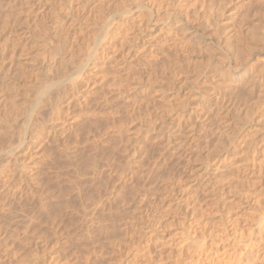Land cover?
<instances>
[{
  "label": "rangeland",
  "instance_id": "rangeland-1",
  "mask_svg": "<svg viewBox=\"0 0 264 264\" xmlns=\"http://www.w3.org/2000/svg\"><path fill=\"white\" fill-rule=\"evenodd\" d=\"M263 14L264 0H0V264H264ZM103 20L120 24L109 54ZM21 129L37 141L20 148Z\"/></svg>",
  "mask_w": 264,
  "mask_h": 264
},
{
  "label": "bare ground",
  "instance_id": "bare-ground-1",
  "mask_svg": "<svg viewBox=\"0 0 264 264\" xmlns=\"http://www.w3.org/2000/svg\"><path fill=\"white\" fill-rule=\"evenodd\" d=\"M176 2H177V1H176ZM100 4H101V3H100ZM102 4H103V3H102ZM113 4H114V3H113ZM144 4H145V3H144ZM145 5H146V4H145ZM85 6H86V5H85ZM85 6H84V7H85ZM102 6H103V5H102ZM135 7H136V6H135ZM153 7H154V6H152V5L150 6L151 10H153ZM168 7H169V5H168ZM86 8H87V7H86ZM112 8H113V7H112ZM139 8H140V7H139ZM154 8H155V7H154ZM146 9H147V7H146ZM155 9H156V8H155ZM97 10H98V9H97ZM99 10H100V9H99ZM106 10H107V9H106ZM132 10H133V9H132ZM156 10H157V9H156ZM101 11H102V10H101ZM103 11H104V10H103ZM120 11H121V10H120ZM123 11H124V10H123ZM141 11H142V10H141ZM149 11H150V10H149ZM153 11H154V10H153ZM105 12H106V11H105ZM259 12H260V11H259ZM112 13H113V12H112ZM148 13H149V12H148ZM148 13H147V14H148ZM107 14H109V13H107ZM143 14H144V13H143ZM170 14H171V13H170ZM104 15H106V14H104ZM104 15H103V16H104ZM112 15H114V14H112ZM116 15H118V13H116ZM120 15H121V16H122V15H125V16H126L127 14H120ZM120 15H119V16H120ZM259 15H260V14H259ZM263 15H264V14H263ZM108 16H109V15H108ZM121 16H120V18L122 19L123 16H122V17H121ZM105 17H106V16H104V18H105ZM115 17H116V16H115ZM115 17H114V18H115ZM107 18H108V17H107ZM107 18H106V19H107ZM117 18H119V17L117 16L116 19H117ZM102 19H103V18H102ZM260 19H262V18L260 17ZM109 20H111V18H110ZM117 20H118V19H117ZM126 20H127V19H126ZM126 20H125V21H126ZM99 21H100V20H99ZM112 21H113V20H112ZM118 21H119V20H118ZM102 22H104V23H102ZM102 22H99V24L101 23V25H97L98 28H99V26H101V27L103 26L102 28L104 29L106 26H107V27L110 26L109 28L111 29V27L113 26V25L111 26V24L108 25L110 22H105L104 20H103ZM175 22H177V21H175ZM97 23H98V22H97ZM112 23H114V22H112ZM177 23H179V22H177ZM102 24H103V25H102ZM114 24H115V23H114ZM118 24H119V22H118ZM118 24H116V26H114L112 32L114 31L115 27H119ZM119 25H120V24H119ZM259 25H260V24H259ZM104 26H105V27H104ZM107 27H106V30H107V31H105V32H106V35H105V34H102V35H104L105 37H104V36H100V37H104V38H105V39L102 41L103 43H102V42L100 43V46H101L100 48L103 49L102 51H105L106 53L109 54L110 52H108V51H111L112 49H114V50L116 49V44L114 45V44L112 43V39H110V37H111V35H112L113 33L111 32V30H110L109 28L107 29ZM100 29H101V28H99V30H100ZM96 30H97V29H96ZM92 35H93V34H92ZM95 35H96V34H95ZM113 35H114V34H113ZM113 35H112V36H113ZM94 37H95V36H94ZM94 37H93V38H94ZM101 39H102V38H101ZM94 40H95V38H94ZM99 42H100V40H99ZM99 42H98V43H99ZM92 44H93V43H92ZM93 45H94V44H93ZM93 45H92V46H93ZM58 48H59V47H58ZM63 49H64V48H63ZM130 49H131V48H130ZM61 50H62V49H61ZM94 51H95V50H94ZM57 52H58V51H57ZM59 52H60V51H59ZM113 52H114V51H113ZM93 53H94V52H93ZM95 53H96V52H95ZM95 53H94V54H95ZM102 53H103V52H102ZM126 53H127V52H126ZM128 53H129V52H128ZM128 53H127V54H128ZM59 54H60V53H59ZM111 54H112V52H111ZM112 55H114V54H112ZM249 55H250V54H249ZM258 55H259V54H258ZM260 55H261V56H259L260 58L255 57L256 59H254L255 61H254V63H252V65L255 66L256 69H257L258 66H259V65H257L258 63H260V66H262L261 68L264 67V53H261V52H260ZM242 56H243V55H242ZM251 56H252V55H251ZM250 58H251V57H250ZM107 59H109V58H107ZM107 59H106V60H107ZM245 59H246V58H245ZM90 60H92V59H90ZM90 60L87 61V62L89 63ZM243 60H244V59H243ZM246 60H247V59H246ZM51 61H52V60H51ZM51 61H48V60H47V61L44 63L45 66H44L43 68L45 69V67H46V70H50V71H52V69H53L54 66H55V64H54L55 62L53 63V62H51ZM53 61H54V60H53ZM91 62H92V61H91ZM113 62H114V61H113ZM102 63H103V62H102ZM105 63H106V62H105ZM114 63H115V62H114ZM81 64H83V63H81ZM115 64H117V63H115ZM42 65H43V64H42ZM247 65H248V64H247ZM40 66H41V65H40ZM77 66L79 67V65H77ZM81 66H83V65H81ZM84 66H85V65H84ZM84 66H83V67H84ZM86 66H87V64H86ZM250 66H251V65H250ZM55 67H56V66H55ZM66 67H67V65H66ZM106 67H107V66H106ZM75 68H76V67H75ZM80 68H81V67H80ZM85 68H86V67H85ZM255 68H254V69H255ZM261 68H260V69H261ZM64 69H65V68H64ZM64 69H63V70H64ZM76 69H77V68H76ZM78 69H79V68H78ZM82 69H83V68H82ZM234 69H236V68H234ZM247 69H249V68H247ZM63 70H62V71H63ZM91 70H92V69H91ZM94 70H95V69H94ZM232 70H233V69H232ZM50 71H48V72H50ZM53 71H54V70H53ZM62 71L60 70L61 73H62ZM64 71H65V70H64ZM73 71H74V70H73ZM220 71H221V70H220ZM258 71H259V70H258ZM85 72H86V71H85ZM242 72H243V71H242ZM64 73H65V72H64ZM64 73H63V74H64ZM72 73H73V72H72ZM86 73H87V72H86ZM220 73H221V72H220ZM255 73H256V71H255L253 74H255ZM257 73H258V72H257ZM257 73H256V74H257ZM260 73H261V72H260ZM67 74H70V73H67ZM89 74H92V73L89 72ZM206 74H207V73H206ZM209 74H210V73H209ZM70 75H71V74H70ZM77 75L79 76V72H78ZM81 75H83V74H81ZM211 75H212V74H211ZM233 75H234V74H233ZM257 75H258V74H257ZM58 76H59V75H58ZM75 76H76V75H75ZM207 76H208V75H207ZM209 76H210V75H209ZM224 76H225V75H224ZM253 76H255V75H253ZM68 77H69V76H68ZM73 77H74V76H73ZM84 77H85V76H84ZM220 77H221V76H220ZM239 77H240V76H239ZM239 77H238V78H239ZM251 77H252V75H251ZM60 78H61V77H60ZM74 78H75V77H74ZM74 78H73V81H74ZM76 78H77V76H76ZM85 78H86V77H85ZM91 78H92V77H91ZM93 78H94V77H93ZM235 78H236V77H235ZM254 78H255V77H254ZM254 78H253V79H254ZM70 79H72V78L70 77ZM87 79H88V78H87ZM243 79H244V78H243ZM58 80H59V79H58ZM67 80H68V79H67ZM77 80H78V79H77ZM224 80H225V79H224ZM251 80H252V79H251ZM69 81H70V80H69ZM73 81H71V82H73ZM221 81H222V80H221ZM232 81H233V80H232ZM255 81H257V80H255ZM255 81H254V82H255ZM59 82H60V80H59ZM71 82H70V83H71ZM74 82H75V81H74ZM206 82H207V81H206ZM216 82H217V81H216ZM216 82H215V84H216ZM233 82H234V81H233ZM243 82H244V80H243ZM251 82H252V81H251ZM56 83H58V81H56ZM68 83H69V82H68ZM76 83H77V81H76ZM219 83H220V82H219ZM227 83H228V82H227ZM71 84H73V83H71ZM84 84H85V83H84ZM222 84H224V83H222ZM228 84H229V83H228ZM237 84H238V82H237ZM69 85H70V84H69ZM219 85H220V84H219ZM229 85H230V84H229ZM232 85H233V84H232ZM235 85H236V84H235ZM61 86H62V85H61ZM61 86H60V87H61ZM63 86H64V84H63ZM82 86H83V85H82ZM252 86H253V85H252ZM48 87H49V86H48ZM58 87H59V85H58ZM65 87H67L66 84H65ZM71 87H72V86H71ZM71 87H70V88H71ZM86 87H87V86H86ZM228 87H229V86H228ZM228 87H227V88H228ZM250 87H251V86H250ZM52 88H53V87H52ZM74 88H75V87H74ZM89 88H90V87H89ZM233 88H234V87H233ZM256 88H257V87H256ZM71 89H72V88H71ZM83 89H84V88H83ZM83 89H82V90H83ZM214 89H215V88H214ZM229 89H230V88H229ZM56 90H57V87H56ZM58 90H59V89H58ZM62 90H63V89H62ZM211 90H212V88H211ZM220 90H221V89H220ZM225 90H226V89H225ZM72 91H73V90H72ZM207 91H208V90H207ZM60 92H61V91H60ZM65 92H66V91H65ZM218 92H219V91H218ZM45 93H46V92H45ZM205 93H206V92H205ZM219 93H220V92H219ZM58 94H59V92H58ZM203 94H204V93H203ZM207 94H208V92H207ZM209 94L212 95V96L209 97V99H208V98L206 99V103H207V104L209 103L208 105H210V103H211L212 101H213V102L215 101L216 103H217V101L220 102V99H221L222 96L220 97L219 94H217V93H215V92H213V91H211V93H209ZM40 95H41V94H40ZM66 95H67V94H66ZM204 95H205V94H204ZM263 95H264V93H263ZM59 96H60V95H59ZM63 96H64V94H63ZM223 96H224V95H223ZM49 97H52V96H49ZM53 97H54V96H53ZM56 97H57V96H56ZM75 97H76V96H75ZM84 97H85V96H84ZM61 98H63V97H61ZM77 98H78V97H77ZM77 98H76V99H77ZM222 98H223V97H222ZM44 99H45V98H44ZM48 99H49V98H48ZM82 99H83V98H82ZM51 100H52V99H51ZM59 101H60V100H59ZM59 101H58V102H59ZM63 101H64V100H63ZM69 101H70V99H69ZM45 102H46V101H45ZM67 102H68V101H67ZM52 103H54V102H52ZM63 103H64V102H62V103L60 102L59 104H57V106H56V104H55V106L57 107L56 110H55V109H52V112H53L52 115L54 114V110H55V111H56L55 115H57V116H56L57 118H55L56 120H54V121L51 120V121L49 122L50 125H51V126L49 127V129L51 128L50 131H52V132H54V133H58L60 130H62V129H60L59 126L61 125V126H63V128H64L65 125H67V123H68V121H69L68 119H64V118H65L64 116L61 117V114L66 113V112H68V110H70V109H69V108H70V107H69L70 102H68L69 104L67 103L68 105L65 103V104L67 105V106L65 105V107H66V108H65V109H66L65 111H64V109H62L63 107H61V105H62ZM71 103H72V102H71ZM76 103H78V102H76ZM72 104H73V103H72ZM207 104H206V105H207ZM217 104H218V103H217ZM220 104H221V103H220ZM212 105H213V107L215 106L214 103H213ZM45 106H46V105H45ZM62 106H63V105H62ZM87 106H88V105H87ZM37 107H38V106H37ZM81 107H82V106H81ZM182 107H183V106H182ZM207 107H208V106H207ZM39 108H40V107H39ZM51 108H52V107H51ZM53 108H54V107H53ZM71 108H72V107H71ZM208 108H210V107H208ZM48 109H49V108H48ZM83 109H84V108H83ZM50 110H51V109H50ZM78 110H79V109H78ZM84 110H85V109H84ZM80 111H81V110H80ZM33 113H34V112H33ZM50 113H51V112H50ZM83 113H84V112H83ZM68 114H69V113H68ZM31 115H32V114H31ZM31 115H30V116H31ZM63 115H64V114H63ZM30 116H29V114H28V117H29V118H27V116H26L25 118L29 120V122H30V124H31V126H32V122H33V121L31 122V120H32L33 116H31V117H30ZM67 116H68V115H67ZM41 117H42V116H41ZM47 117H49V116H47ZM33 119H34V118H33ZM37 119H38V118H37ZM51 119H52V118H51ZM70 120H71V119H70ZM36 121H37V120H36ZM43 121H44V120H43ZM26 122H27V121H26ZM34 122H35V121H34ZM71 122H72V121H71ZM27 123H28V122H27ZM39 123H41V122H39ZM35 124H36V122H35ZM25 125H26V124H25ZM37 125H38V124H37ZM41 125H43V124H41ZM38 126H39V125H38ZM47 126H48V125H47ZM23 127H24V126H23ZM41 127H42V126H41ZM41 127H40V128H41ZM208 127H209V126H208ZM35 128H36V127H35ZM37 128H38V127H37ZM43 128H44V127H43ZM45 128H46V127H45ZM147 128H148V127H147ZM28 129H29V128H28ZM28 129H27V130H28ZM32 129H33V126H32ZM38 129H39V128H38ZM148 129H149V128H148ZM29 130H30V129H29ZM34 130H35V129H34ZM43 130H44V129H43ZM46 130H47V129H46ZM28 132H29V131H28ZM34 132H35V131H34ZM37 132H38V131H37ZM47 132H48V131H47ZM28 134H29V136H28V135L26 136V130H24V129H23V130L21 129V131L19 132V135H18V136H19V140H18V141H19L20 148H21V145L24 144V141H25L24 139H26V138H28V140L30 141L29 143H31V145L34 144L33 142L37 141V140H36L37 137L35 136L36 133L33 134V133L30 132V133H28ZM39 135H40V134H39ZM25 136H26V138H25ZM37 136H38V134H37ZM58 136H59V135H58ZM11 137H13V136H11ZM47 137H48V136H47ZM61 137H62V136H61ZM10 139H11V138H10ZM14 139H15V138H14ZM11 140H12V139H11ZM28 140H26V141H28ZM18 141H17V142H18ZM12 142H13V141H12ZM27 143H28V142H27ZM27 143H26V144H27ZM17 144H18V143H17ZM36 144H37V143H36ZM42 144H43V143H42ZM9 145H13V144H9ZM15 145H16V144H15ZM7 147H10V146H7ZM11 147H12V146H11ZM11 147H10V148H11ZM36 147H37V146H36ZM14 148H16V147H14ZM22 148H23V147H22ZM7 149H9V148H7ZM11 149H12V148H11ZM263 149H264V148H263ZM14 150H15V149H13V151H14ZM16 150H17V149H16ZM35 150H36V149H35ZM1 151H2V150H1ZM1 151H0V154H1ZM5 152H6V151H5ZM2 153H4V152L2 151ZM6 154H7V153H6ZM11 154H12V153H11ZM7 155H8V154H7ZM3 157H4V156H3ZM5 157H6V156H5ZM22 159H23V158H22ZM29 160H30V159H29ZM24 162H25V161H24ZM26 162H27V161H26ZM26 162H25V163H26ZM24 177H25V176H24ZM26 178H27V177H26ZM25 184H26V182H25ZM93 203H94V202H93ZM87 205H88V203H87ZM97 206H98V205H97ZM95 207H96V206H95Z\"/></svg>",
  "mask_w": 264,
  "mask_h": 264
}]
</instances>
